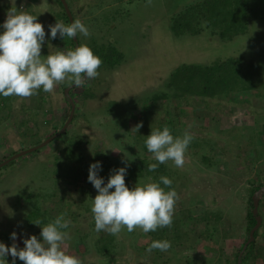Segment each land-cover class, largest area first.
<instances>
[{
    "label": "rangeland",
    "instance_id": "obj_1",
    "mask_svg": "<svg viewBox=\"0 0 264 264\" xmlns=\"http://www.w3.org/2000/svg\"><path fill=\"white\" fill-rule=\"evenodd\" d=\"M197 1L151 0L149 4L148 0H67L74 20H81L90 32L88 37L78 34V44H87L97 56L116 50L120 60L114 67L100 66L99 76L87 81V88L70 89L75 103L70 122L75 120L67 125L66 136L60 134L37 152L15 159L0 171V233L6 235L1 237L5 245H12L13 232L17 233L15 243L20 248L31 235L42 240L41 227L67 213L71 224L64 231L70 238L64 247L82 264H235L236 250L248 238L244 217L252 188L249 179L255 174L251 166L257 163L250 164L247 156L253 151L251 146L262 147L259 142L264 132L260 139L256 130L264 131V101L240 92L239 99L234 98L238 103L225 97L228 102L212 109L201 100L186 104L161 97L160 93L164 78L182 63L206 64L215 59L259 54L264 48V21L251 20L243 36L227 43L204 32L192 39L174 37L169 17ZM0 6V25L11 7L38 16L46 33L42 55L71 48L69 38L61 39L58 34L53 40L50 36L49 25L56 20L66 24L56 0H0ZM65 82L56 85L53 93L41 91L44 110L36 108L31 100L39 94L26 99L15 97L9 109L0 108V162L30 147L26 146L27 134L33 132L44 140L60 129L70 110L62 87ZM26 105L31 109L26 110ZM32 107L37 123L34 119L26 121ZM145 111L150 114L144 122L149 130L158 122L167 125L174 137L182 136L186 130L194 137L182 168L172 161L166 163L178 194L173 221L181 223L180 239L171 242L166 252L154 249L149 253V247L144 245L149 235L138 228L129 233L125 228L113 236L114 253L102 257L95 248L97 234L91 212L97 190L88 181L89 170L75 182L70 178L71 172L61 163L59 148L64 145L63 138L70 142L71 137H80L85 149L81 163L90 167L99 161L98 175L105 183L120 167H127L125 182L130 181L132 187L147 183L150 176L137 169L138 165L144 167V161L152 160L138 136L144 134L143 129H136ZM21 120L26 122L22 124ZM54 124L57 131L53 130ZM20 139L26 147L20 145ZM261 149L264 151V147ZM220 157L222 161H216ZM260 164L263 173L256 183L264 182V161ZM261 199L264 203V194ZM35 206L39 213L34 217L46 220L41 227L32 226L34 217L26 218ZM189 210L190 218L183 221V213ZM214 215L220 219H214ZM206 229L211 238L201 235ZM212 239L218 242L214 244ZM263 255L264 249L260 248L254 262L260 264ZM7 262L12 264L11 256ZM16 264L23 262L17 258Z\"/></svg>",
    "mask_w": 264,
    "mask_h": 264
},
{
    "label": "clouds",
    "instance_id": "obj_2",
    "mask_svg": "<svg viewBox=\"0 0 264 264\" xmlns=\"http://www.w3.org/2000/svg\"><path fill=\"white\" fill-rule=\"evenodd\" d=\"M0 27L3 28L0 33V96L26 99L37 95L41 89L45 93H53L56 85L65 81L79 88L99 76L98 69L103 61L87 44H78L74 49L58 48L54 53L42 55L46 33L36 15L11 7ZM48 27L53 40L58 34L61 39L67 37L72 40L78 34L90 35L89 29L79 19L67 25L56 20ZM140 127L142 124H138L136 129ZM193 139L187 130L182 136L174 137L167 125L162 130L151 129L145 144L157 163L149 164L148 170L155 171L159 164L168 161L182 168L185 153ZM100 170L101 164L97 161L90 165L88 174V181L98 193L91 206L97 233L103 231L118 236L125 228L129 233L138 228L147 234L172 226L178 194L171 187V179L161 176L160 182H156L149 178V182L136 183L130 189L125 183L127 167L114 169L107 183L98 175ZM66 216L67 213H61L43 227L37 220L34 224L41 227L42 240L31 235L23 240V248L15 243L17 233L13 232L10 247L0 242V264H8L6 257L9 254L12 264H16L17 258L23 264H82L64 247L70 238L64 230L71 224ZM170 247V241L154 240L147 251L151 253L158 249L166 252Z\"/></svg>",
    "mask_w": 264,
    "mask_h": 264
},
{
    "label": "trees",
    "instance_id": "obj_3",
    "mask_svg": "<svg viewBox=\"0 0 264 264\" xmlns=\"http://www.w3.org/2000/svg\"><path fill=\"white\" fill-rule=\"evenodd\" d=\"M56 2L62 9V18L66 22V25L69 24L68 17L64 12L61 2L59 0H56ZM0 8L3 7L0 6ZM72 16L74 20V13H72ZM255 19L264 21V0H199L190 4L185 9H182L170 16L169 28L172 35L176 38L189 37L190 39H192L193 37L204 32L209 36H216L221 43H227L235 37L243 36L248 28L249 22ZM0 32L2 33L3 30H0ZM69 44L70 47L74 49V42L72 39H70ZM120 56V53L116 50H111L108 53L105 52L104 54H101L99 56L103 61L101 66L105 64L106 66L114 67L116 64H118ZM68 85H70V83L66 81L65 84L62 85L63 89H65V87H67ZM82 87H84V89L87 88V82ZM163 87L164 90L162 91V94L160 93L161 97L172 98V100H182L186 104H188L192 100H201L212 109L218 108L222 104V102H228L227 100H230L229 102L231 103H238L239 101L234 100V98H238L240 92L246 94L247 97H255L260 101H264V48L257 55L248 54L247 56L238 55L228 57L227 59H215L213 62H207L206 64L182 63L174 70H172L166 80L164 78ZM73 88L76 87L74 86ZM71 90L69 91V94H71ZM41 91L43 90H39V96L33 97L31 99L34 102V106H37L36 108L38 109L44 108V95ZM83 95H86V93L83 92ZM225 97L227 98V100L224 99ZM14 98L15 97L5 98L3 96H0V108L9 109L11 107L9 103L11 104ZM21 107L24 109L23 104ZM25 109H31V106L26 105ZM28 111H30V113L32 114L28 119H26V121H32L34 119V122L37 123L35 119L36 114L35 112H33V107L32 110ZM149 115V112L147 113L145 111L140 122V124H142L141 128L143 129L144 134H139L138 136L142 138L144 146L146 145L145 140L151 132V130H149L148 128L149 125H146V127L144 126V122L147 120ZM74 120L75 118L70 123L72 124ZM26 121L21 120L20 123L23 124ZM151 125L153 127L152 129L159 128L161 130L164 126L162 123L160 124L158 122ZM61 127L62 126L60 125L59 128ZM68 129L69 128H66L62 135L66 136ZM53 130L57 131L56 124L53 125ZM256 131L257 136L260 138V135H262L264 131L261 129ZM171 133L173 134L174 132L171 131ZM26 134H24V136H26ZM30 134L31 135L27 134L29 139L26 146L35 145V141H38L37 143H39L42 140V138L37 137L35 133L31 132ZM261 138V141L259 143L262 145L261 148H263L264 144L262 143L264 142V137ZM63 140L64 145L59 148L60 153L62 154L61 163H63L65 167L69 169V171L71 172V175L69 174V176L75 182L80 178L83 171L89 170L88 164L81 163L84 162L83 159L85 149L82 147V139L80 137L73 136L71 137L70 142L66 141L64 138ZM19 143L22 147L25 146L24 140L20 139ZM251 148H253V151L250 152L251 154L247 156V159L249 160V162H252L250 164L254 165L256 162L257 165L255 164V166H251L253 169H255V174L253 179H249L250 184H252V188L249 189V208L246 210L244 217L245 230L247 232H249V230L255 223V219L251 212V195L254 191L259 189L264 184V182H255L261 179V175L263 173V169H260L259 166L261 165L260 163L264 161V151H262L261 148L259 149V147L257 148L255 146H251ZM38 150L34 151L33 153L37 152ZM94 155H98V153ZM216 161H222L221 157L217 158ZM13 162L14 161H11L0 168V171ZM151 163H157V161H155L154 159L150 160L149 162L144 161V167L142 168L138 165L137 169L139 171L142 170L145 175H147L148 177L150 176V178L156 182H160L159 178L161 176H166L169 178L167 172L168 166L166 164H159L158 168L155 171L150 172L148 170V166ZM125 183L126 186H128L130 189L132 188L130 181H126ZM68 184H71L70 180L68 181ZM171 187L174 188L173 182ZM263 205L264 203L262 199L259 200L258 213L261 216L264 215ZM190 212L191 211L189 210L188 214H186L185 212L183 213V221H185V217L191 216ZM38 213L39 209L37 208V206H35L29 211L26 218H33ZM214 219L219 220L220 217L214 215ZM37 220H40L41 224H44L46 222L43 217H41L40 219L35 218L32 220V226H37L34 224ZM180 225L181 223L178 220H174L170 228H160L155 232L147 233L149 236L147 237V241L144 245H146V247H149L154 240H168L170 241V243H176L180 239L178 233ZM94 229L93 231L97 234V237H95V248L97 253L102 257L111 256L114 253L115 249V245L112 244L113 235L103 231L97 233ZM201 235L206 238H211L212 236L209 229H206V232L201 233ZM4 236L6 235L0 233V242L2 243L3 241L1 237ZM216 242H218L217 239H212V243L215 244ZM243 244L236 250V253L234 255L235 264H237L238 254ZM260 248L264 249V221L263 223H261L259 229L254 233V240L249 243L244 250L241 257V264H249V262L251 264H256L254 262V256ZM8 256L6 257V260L10 261L11 255ZM188 262L190 264V261ZM195 262L197 263V261ZM262 262H264V255L261 257L260 264H263Z\"/></svg>",
    "mask_w": 264,
    "mask_h": 264
},
{
    "label": "water",
    "instance_id": "obj_4",
    "mask_svg": "<svg viewBox=\"0 0 264 264\" xmlns=\"http://www.w3.org/2000/svg\"><path fill=\"white\" fill-rule=\"evenodd\" d=\"M63 6L64 12L66 13L67 17H68V21L69 24L71 22H73V16H72V12L68 6L67 0H59ZM73 42H74V48L76 46H78V41H77V37L73 38ZM74 87L73 84L68 85L67 87H65L64 89V95L68 101V103L70 104V110H69V114L68 117L66 119V121L64 122V124L62 125V127L55 133H53L52 135L48 136L47 138H45L44 140L40 141L39 143L30 146L28 148H24L18 152H15L14 154L10 155L9 157H7L6 159H4L3 161L0 162V168H2L3 166H5L6 164H8L11 161H14L15 159L22 157L24 155H27L29 153H32L38 149H41L42 147L46 146L48 143H50L55 137L59 136L60 134H62L67 125L70 123L72 116L74 114V110H75V103L72 100V98L69 95V90ZM264 194V185L261 186L259 189H257L256 191H254L251 195V200H252V215L255 219V223L254 225L251 227V229L248 232V238L246 239V241L244 242L239 254H238V259H237V264H241V257L242 254L244 252V250L246 249V247L248 246L249 243H251L254 240V233L259 229V227L261 226L262 223V217L261 215L258 213V207H259V200L262 197V195ZM10 255V254H9Z\"/></svg>",
    "mask_w": 264,
    "mask_h": 264
},
{
    "label": "crops",
    "instance_id": "obj_5",
    "mask_svg": "<svg viewBox=\"0 0 264 264\" xmlns=\"http://www.w3.org/2000/svg\"><path fill=\"white\" fill-rule=\"evenodd\" d=\"M261 217H262V223H263V221H264V215H262ZM257 243H258V242H257Z\"/></svg>",
    "mask_w": 264,
    "mask_h": 264
}]
</instances>
